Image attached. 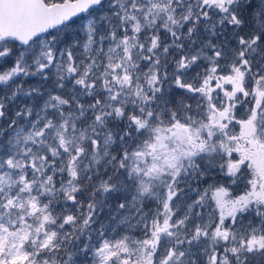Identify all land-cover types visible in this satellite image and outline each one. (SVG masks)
I'll list each match as a JSON object with an SVG mask.
<instances>
[{
  "label": "snow or ice",
  "instance_id": "obj_1",
  "mask_svg": "<svg viewBox=\"0 0 264 264\" xmlns=\"http://www.w3.org/2000/svg\"><path fill=\"white\" fill-rule=\"evenodd\" d=\"M0 264H264V0H0Z\"/></svg>",
  "mask_w": 264,
  "mask_h": 264
},
{
  "label": "flooded vegetation",
  "instance_id": "obj_2",
  "mask_svg": "<svg viewBox=\"0 0 264 264\" xmlns=\"http://www.w3.org/2000/svg\"><path fill=\"white\" fill-rule=\"evenodd\" d=\"M221 96H222V93H221ZM243 113V110L241 109L239 112H238V115H241ZM237 132H238V126H236V129H235Z\"/></svg>",
  "mask_w": 264,
  "mask_h": 264
},
{
  "label": "rangeland",
  "instance_id": "obj_3",
  "mask_svg": "<svg viewBox=\"0 0 264 264\" xmlns=\"http://www.w3.org/2000/svg\"><path fill=\"white\" fill-rule=\"evenodd\" d=\"M33 80H35L36 78H32Z\"/></svg>",
  "mask_w": 264,
  "mask_h": 264
}]
</instances>
